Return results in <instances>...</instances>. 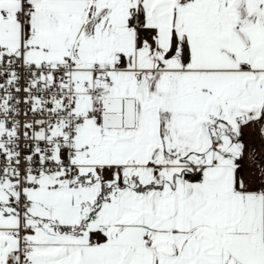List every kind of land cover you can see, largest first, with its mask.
<instances>
[{
    "label": "snow or ice",
    "instance_id": "snow-or-ice-1",
    "mask_svg": "<svg viewBox=\"0 0 264 264\" xmlns=\"http://www.w3.org/2000/svg\"><path fill=\"white\" fill-rule=\"evenodd\" d=\"M0 264H264V0H0Z\"/></svg>",
    "mask_w": 264,
    "mask_h": 264
}]
</instances>
